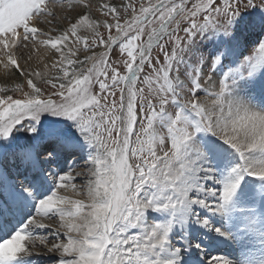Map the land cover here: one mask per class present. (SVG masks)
<instances>
[{
    "label": "snow or ice",
    "instance_id": "obj_1",
    "mask_svg": "<svg viewBox=\"0 0 264 264\" xmlns=\"http://www.w3.org/2000/svg\"><path fill=\"white\" fill-rule=\"evenodd\" d=\"M91 8L0 0V264H264V0Z\"/></svg>",
    "mask_w": 264,
    "mask_h": 264
},
{
    "label": "rangeland",
    "instance_id": "obj_2",
    "mask_svg": "<svg viewBox=\"0 0 264 264\" xmlns=\"http://www.w3.org/2000/svg\"><path fill=\"white\" fill-rule=\"evenodd\" d=\"M88 2L92 5V8L89 10L91 15H92V18L94 20L99 19V21L102 22L105 18L102 15V13L100 12V5H102V4H113L114 3L117 7H119V5L121 4L122 0H88ZM57 14L59 16L67 15L66 12H64L63 10H60V9H57ZM108 19L111 20V17H109ZM65 26L66 25H64L62 23H58L57 24L58 28H63ZM100 30L102 32H105V34H106V30L105 29H103L101 27ZM102 50L103 49L99 48V47H97L95 49V51L97 53L101 52ZM65 51H67V49H65ZM48 55H50V53L45 54L42 57V63H40L39 65H34V67H37L38 71L40 70V68L43 67V63H48L49 65H51V63L53 61L58 59V57H53L52 60H48L47 59ZM80 58L83 59V55L82 54H81ZM64 66L65 67H70V65L68 64L67 60L64 61ZM58 70H59L58 68L51 69V71L47 72L46 78L51 80L53 83H57L58 81L56 80V74H57ZM19 82L20 81H17L15 76H12L11 74H7V76H6L3 73V71H0V88L11 87V86H14L15 83H19ZM41 86L47 88V87H51V84H41ZM14 95H19V93H15ZM58 194H60V193H58ZM63 194L68 195L70 198H74V197H72L71 190H68V192L63 193ZM40 259L43 261V260H47L48 258L45 257V258H40Z\"/></svg>",
    "mask_w": 264,
    "mask_h": 264
},
{
    "label": "bare ground",
    "instance_id": "obj_3",
    "mask_svg": "<svg viewBox=\"0 0 264 264\" xmlns=\"http://www.w3.org/2000/svg\"><path fill=\"white\" fill-rule=\"evenodd\" d=\"M0 71H2V70H0Z\"/></svg>",
    "mask_w": 264,
    "mask_h": 264
}]
</instances>
